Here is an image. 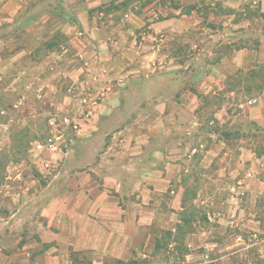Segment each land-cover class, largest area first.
<instances>
[{
  "label": "crops",
  "instance_id": "0c3cea01",
  "mask_svg": "<svg viewBox=\"0 0 264 264\" xmlns=\"http://www.w3.org/2000/svg\"><path fill=\"white\" fill-rule=\"evenodd\" d=\"M250 1L264 16V0H0V132L45 113L74 121L8 166L0 264L125 262L156 252L150 230L182 226L198 249L224 213L264 238V153L227 142L221 110L208 109L224 71L242 64L190 78L166 43L223 19L210 5L244 20ZM220 182L242 194L216 201Z\"/></svg>",
  "mask_w": 264,
  "mask_h": 264
},
{
  "label": "rangeland",
  "instance_id": "374dc122",
  "mask_svg": "<svg viewBox=\"0 0 264 264\" xmlns=\"http://www.w3.org/2000/svg\"><path fill=\"white\" fill-rule=\"evenodd\" d=\"M248 4H245L247 8L244 20L240 19L242 13L239 10L235 12L227 6L210 5L208 8L211 13L225 15L224 18L199 21L196 28L188 32V36L173 37L166 43L170 45V54L182 55L190 61L185 70L190 78L201 75L208 71L209 65H217L222 60L228 66L234 61L242 64L237 68L231 67V71L222 67L225 70V82L215 90L208 109L214 107L222 112L220 123L216 127L222 138L233 145L236 142L250 144L255 154L259 155L264 153V16L258 15L256 2L250 1ZM244 47L248 51L246 56L243 53L232 54L233 49L241 51ZM252 98L256 101L250 103ZM73 125L74 121L65 114L45 113L25 118L13 131L5 135L0 132V183L4 181L11 162L27 160L32 142L47 140L59 132L73 130ZM227 183L220 182L221 190L216 201L221 202L233 194L230 189H225ZM244 200L241 203L244 204L246 199ZM258 207L261 208L262 204L259 203ZM224 214L225 222L220 224L222 228L210 232L206 230L209 235L207 242L198 249H187L185 244L188 232L183 226L173 231L159 228L150 230L158 238L156 252L135 255L125 262L106 264H153L154 260L161 264H264V257L258 251L259 245L242 249L235 236L246 232L239 231L238 224L231 227L228 220L234 215ZM199 224L202 225V222ZM199 224L192 225L195 232L202 231ZM255 232L259 238H263L259 231ZM233 243L237 245L233 247ZM76 263L90 264L89 261Z\"/></svg>",
  "mask_w": 264,
  "mask_h": 264
},
{
  "label": "built area",
  "instance_id": "2783aa9c",
  "mask_svg": "<svg viewBox=\"0 0 264 264\" xmlns=\"http://www.w3.org/2000/svg\"><path fill=\"white\" fill-rule=\"evenodd\" d=\"M256 99L255 98H252L251 100H249V102H255ZM239 186L240 184H235V185H232L230 186V191L236 196V195H241L242 192L239 190ZM229 225L231 227H234L236 226V224L234 222L229 221ZM236 240L241 243V248L242 249H248L250 248L251 246H256V245H259L264 238H259L257 232L255 231H249V232H246V234H241V233H238L236 234L235 236ZM251 264V263H249Z\"/></svg>",
  "mask_w": 264,
  "mask_h": 264
}]
</instances>
